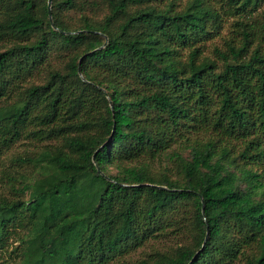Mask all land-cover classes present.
Wrapping results in <instances>:
<instances>
[{
    "label": "trees",
    "instance_id": "16d2710c",
    "mask_svg": "<svg viewBox=\"0 0 264 264\" xmlns=\"http://www.w3.org/2000/svg\"><path fill=\"white\" fill-rule=\"evenodd\" d=\"M48 1L0 0V162L54 140L0 188L2 264H264V0Z\"/></svg>",
    "mask_w": 264,
    "mask_h": 264
},
{
    "label": "rangeland",
    "instance_id": "374dc122",
    "mask_svg": "<svg viewBox=\"0 0 264 264\" xmlns=\"http://www.w3.org/2000/svg\"><path fill=\"white\" fill-rule=\"evenodd\" d=\"M90 1H100V0H90ZM180 1V5H179V9L183 8L186 4V0H179ZM210 2L214 5H216L218 8H220V2L219 0H210ZM92 6V4H91ZM93 9H94V14L98 17H100L103 13H104V8L101 5V3L95 4V6L93 5ZM264 9V3L262 4L261 8H259V12L262 11ZM86 14L90 13L89 8H87L85 11ZM258 13V12H257ZM81 12H72L70 14V17H72L74 20H78L79 17H81ZM69 16V14H68ZM2 19V15H0V20ZM235 21V18L233 17H226L224 16V21H223V26L220 30L219 34H214V36L209 39L206 42V47H205V53L210 55V56H214V48L215 46H221L224 47L225 43V39L231 37L232 35H234V32H232V30L234 29L233 27V23ZM6 47V44L0 40V49H4ZM68 56L65 52H61V53H57L55 52L52 55V66L54 67H60L62 69L65 68L66 63L68 61ZM38 72H36L33 77L29 78V80H34L36 82H43L45 80L46 76V71H45V67L42 66L40 67L39 70H37ZM54 140H37L34 137H24L21 140L17 141L16 143H14L12 145V147L8 148L3 156H2V160L0 162V188L5 190L8 189L10 187V182H8L7 180V174L8 173H15V171L17 170H21L24 173H27L28 178L33 177L34 173L36 172L35 166L34 164H23L21 163L18 159L19 158H29L32 155H35L36 153L40 152L42 150L43 145H45L46 143L52 142ZM22 180V178H20V181ZM156 246H172L175 243V240H171V239H163L157 242H153ZM65 244L66 246L70 249L72 255L75 254V250L73 248V245L70 243V241L67 239V237L65 236ZM149 249V245L138 249V251H136L135 253L132 254L131 258H137L140 257L144 254V252H146V250ZM11 248L9 250V252H6L5 254H0V264L3 263V260L7 257H10L11 254ZM73 264H75V261L73 260Z\"/></svg>",
    "mask_w": 264,
    "mask_h": 264
},
{
    "label": "water",
    "instance_id": "95a60500",
    "mask_svg": "<svg viewBox=\"0 0 264 264\" xmlns=\"http://www.w3.org/2000/svg\"><path fill=\"white\" fill-rule=\"evenodd\" d=\"M48 5H49V12H50V19H51V22L53 24V21H52V12H51L52 0H49L48 1ZM67 33H71V32H67ZM160 187H163V186H160Z\"/></svg>",
    "mask_w": 264,
    "mask_h": 264
}]
</instances>
